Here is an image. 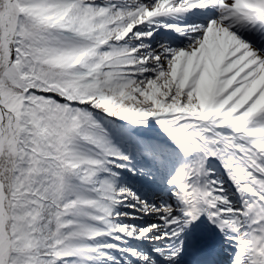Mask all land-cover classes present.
Instances as JSON below:
<instances>
[{
  "label": "snow or ice",
  "instance_id": "6c2138e0",
  "mask_svg": "<svg viewBox=\"0 0 264 264\" xmlns=\"http://www.w3.org/2000/svg\"><path fill=\"white\" fill-rule=\"evenodd\" d=\"M0 264H264V0H0Z\"/></svg>",
  "mask_w": 264,
  "mask_h": 264
}]
</instances>
